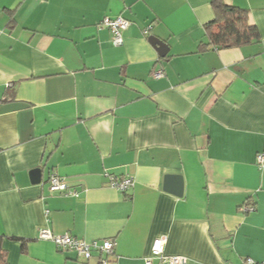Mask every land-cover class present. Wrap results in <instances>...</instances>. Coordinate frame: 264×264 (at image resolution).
<instances>
[{
	"label": "crops",
	"instance_id": "obj_1",
	"mask_svg": "<svg viewBox=\"0 0 264 264\" xmlns=\"http://www.w3.org/2000/svg\"><path fill=\"white\" fill-rule=\"evenodd\" d=\"M215 1L245 10L259 40L202 49ZM118 16L129 26L114 47L100 22ZM149 38L165 44V56ZM260 153L264 0H0V237L8 264L105 257L93 252L85 261L39 240L40 230L112 240L107 264H145L159 237L165 255L185 264H264ZM35 169L39 184L31 183ZM51 174L70 192L50 191ZM167 174L182 176L180 198L163 191ZM109 176L134 184L119 193Z\"/></svg>",
	"mask_w": 264,
	"mask_h": 264
},
{
	"label": "built area",
	"instance_id": "obj_2",
	"mask_svg": "<svg viewBox=\"0 0 264 264\" xmlns=\"http://www.w3.org/2000/svg\"><path fill=\"white\" fill-rule=\"evenodd\" d=\"M101 25L106 27L112 36V44L114 47H119L123 43L122 33L127 30L129 22L124 18L118 16L115 18L105 17L100 22ZM150 29L149 26L144 28L143 33L146 34ZM155 79L163 77L161 71H157L153 74ZM256 163L258 166H262L264 163V154L260 153L256 156ZM109 186L119 193H125L128 189L133 186V179L125 176L122 178H116L109 176ZM49 190L52 192L67 193L70 192L67 184L63 179L58 177L56 174L49 176ZM243 211H252L253 208L245 207ZM38 239L43 241H49L53 243L57 249L61 251H72L77 257L88 261L91 259L93 252L103 254L105 257L100 260L99 264H107L108 257L114 252V242L112 240H93L86 242L82 239L72 237L70 235H54L49 230H40ZM166 239L164 237L156 238L151 246V258L145 260V264H155L153 259L158 261L157 264H185L186 258L182 256H168L164 253V246ZM247 264H253L252 260L248 259Z\"/></svg>",
	"mask_w": 264,
	"mask_h": 264
},
{
	"label": "trees",
	"instance_id": "obj_3",
	"mask_svg": "<svg viewBox=\"0 0 264 264\" xmlns=\"http://www.w3.org/2000/svg\"><path fill=\"white\" fill-rule=\"evenodd\" d=\"M215 18L204 27L207 44L202 49L212 46L217 49H227L251 44L259 40L255 26L250 25L245 10L216 2L213 4ZM0 237V264H8L6 252L1 247ZM25 242L22 241V252H25Z\"/></svg>",
	"mask_w": 264,
	"mask_h": 264
},
{
	"label": "water",
	"instance_id": "obj_4",
	"mask_svg": "<svg viewBox=\"0 0 264 264\" xmlns=\"http://www.w3.org/2000/svg\"><path fill=\"white\" fill-rule=\"evenodd\" d=\"M152 45L156 46L159 55L161 57L165 56V44L158 41L155 38H149ZM31 183L39 184L41 182V171L35 169L30 173ZM163 191L169 193L175 197L180 198L183 194V178L180 175L167 174L163 179Z\"/></svg>",
	"mask_w": 264,
	"mask_h": 264
}]
</instances>
